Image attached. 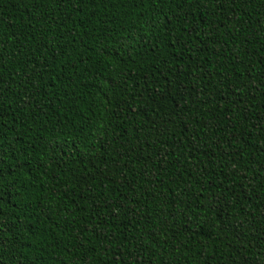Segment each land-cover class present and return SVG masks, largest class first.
<instances>
[{"label": "trees", "instance_id": "16d2710c", "mask_svg": "<svg viewBox=\"0 0 264 264\" xmlns=\"http://www.w3.org/2000/svg\"><path fill=\"white\" fill-rule=\"evenodd\" d=\"M0 264H264V0H0Z\"/></svg>", "mask_w": 264, "mask_h": 264}]
</instances>
